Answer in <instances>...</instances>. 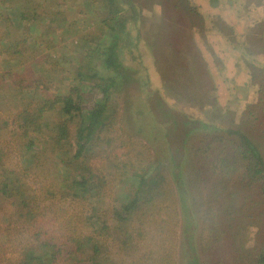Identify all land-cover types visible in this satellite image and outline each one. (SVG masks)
Listing matches in <instances>:
<instances>
[{"label": "rangeland", "instance_id": "obj_1", "mask_svg": "<svg viewBox=\"0 0 264 264\" xmlns=\"http://www.w3.org/2000/svg\"><path fill=\"white\" fill-rule=\"evenodd\" d=\"M89 1L93 2L90 6ZM132 1L140 10L139 25L133 10L126 8L123 18L129 24L127 38H131L132 46L131 49L125 46L128 50L124 49L119 58L123 80L104 69L98 56L100 43L107 46L114 41L122 46L125 42L119 33L118 39L113 40L109 29L102 24L107 12L101 0H48L40 11L48 16L53 10L60 16L53 22L45 16L34 33L29 26L25 30L16 26L6 30L3 22L6 15L0 18L2 169H21L17 138L12 133L17 130L21 116L35 114L44 102L46 110L53 109L45 112L42 122H49L60 133L64 138L63 148L73 156L74 151L66 140L68 127L63 125L68 118L61 113L64 100L80 94L84 105L90 107L102 99L105 80L114 76L119 85L118 91L111 94L109 107L116 111L113 116L116 125L103 135L105 142L96 145L89 162L83 164L105 180L99 206L107 210L121 203L124 195L132 198L138 187L136 176L143 170L149 172L153 163L160 162V167L170 174L167 188L175 189L171 175L174 162L170 148L173 147L168 144L163 128L168 124L174 128L177 123L178 130L170 138L179 132L182 136L176 140L178 143L171 142L178 147L175 158L187 153L183 159L177 157L182 159L186 179L188 204L183 210L194 204L192 211L198 229L197 240L192 241L200 263L256 264L264 256V194L256 188L258 182L250 185L251 189L255 188L253 191L245 192L240 184L244 172H234L236 163L222 164L220 158L227 152L232 155L231 162L240 159L225 144L226 140L238 143L240 135L246 136L264 158V0ZM8 6L15 7L17 3ZM2 7L0 14H5ZM32 39L40 46L33 48ZM16 41L19 47L8 52L6 42ZM135 52V60L129 58ZM11 60L18 63L11 66ZM98 71L95 80L78 79L82 72L96 76ZM156 98H162L165 104L184 115V121L158 110L151 114V102L160 101ZM188 119L221 130L197 129L183 144ZM70 126L74 128L75 124ZM44 133L53 135L49 130ZM50 141L42 145V154L44 158L54 159L51 144L57 143ZM218 148L220 156L216 153ZM215 156L220 157L217 162ZM50 168L54 177V182L49 179L51 183L58 188L72 185V172L65 179L61 167ZM25 182L30 189L46 185L44 178L35 174ZM172 197L154 204L145 226L147 237L138 241V247L134 244L128 250L111 248L110 256L115 264H188L184 250L188 241L180 221L182 211ZM55 208L71 214L78 212L73 202L55 204ZM55 208L48 211L41 231L52 234L63 230V221L68 216L57 221L58 216L51 213ZM41 209L45 210L46 205ZM16 215L12 201L0 198V264H18V259L35 244L36 229L28 228ZM209 217L213 221L208 222ZM211 226L221 228L224 235L215 247L207 248L209 242L203 230ZM90 254L93 255L91 251ZM81 262L82 259H76L77 264Z\"/></svg>", "mask_w": 264, "mask_h": 264}, {"label": "trees", "instance_id": "obj_2", "mask_svg": "<svg viewBox=\"0 0 264 264\" xmlns=\"http://www.w3.org/2000/svg\"><path fill=\"white\" fill-rule=\"evenodd\" d=\"M14 2L17 3V6H8V4ZM47 2L48 0H0V5L3 6V12L5 13L0 14V18H3L4 15L7 16V18L6 16L3 18L6 30H9L10 26H16L20 30H25L29 26L34 33L38 31V24L47 16L40 11ZM101 2L107 12V16L101 20L102 24L109 29V34L114 37L113 40L118 39L117 35L119 33L122 38H125V42L122 46L114 41L108 43L107 46H101L100 43L98 56L102 58L104 69L114 72L118 78L121 77L123 80L122 65L119 62V58L120 55H123L124 49H131L132 46L130 45L131 38H127L130 30L128 21L123 18V11L126 8L133 10L135 22L138 26L140 10L132 0H101ZM92 4L93 2H88V6ZM57 16H60V14L51 10L47 17H50V22H53ZM140 42L141 39L136 44V51L139 50L138 45ZM19 45L18 41L6 42L5 47L10 52L12 49L19 47ZM31 45L33 48L40 46L34 39H32ZM15 53H21V51H16ZM136 54L137 52L133 53V57L129 56V58L135 60L134 55ZM17 63L18 60H11L9 62V64H12L11 66ZM95 75L89 76L85 72H82L79 74L80 78L78 77V79L83 81L87 77L89 80H95L99 77V71ZM104 83L105 85L101 89L102 99L96 104L90 107L84 105L83 96L78 94L76 98L74 96L67 97L61 106V113L68 118L63 125L65 128L68 127V129H65L66 140L69 142L68 145L71 146V150L74 151L73 156L71 155L72 152L63 148L62 143L64 142V138L60 137V133L56 129L53 130L49 122H42L45 112L53 109L52 107L46 110L45 102L43 105H40L35 114L21 116L22 119L17 126V130L12 133L17 138L18 166L21 169L19 171H6L5 168L2 169L1 164L3 161L0 155V198L12 201V204L17 209L16 216L28 228L36 229L35 244L31 245L33 247L30 246L31 248H28L26 254H23L18 259V264H77L76 259H82V264H115L114 259L110 256L111 248L116 246L120 250H128L134 244L135 247H138V241L145 240L147 237L145 226L154 204L159 200L166 201L170 196H173L174 200L176 199L177 205L182 211L180 221L182 231L186 235L185 240L188 241L184 248L188 254L186 261L188 264H201L200 258L195 251L194 241H192L197 240L195 238V231L198 229L197 224L195 225L196 220H194L195 217L192 211L194 204L187 211L183 210L188 203L187 189L185 188L186 179L181 161L183 156L184 158L187 156V153L185 152L181 156H177L182 159L175 158L174 154L178 153V147L171 142L178 143L176 140L182 136H180L179 132L170 138L171 133L173 134L174 130H178L177 123V125L174 124V128L169 127V124L163 128L164 133H167L166 140L168 144L173 147L170 148L172 149L171 156L174 162L173 174L171 175L175 182V189L167 188L170 174L160 167V162L158 164L153 163L149 172L143 170L142 174L136 176L138 177V187L132 198L124 195L125 199L121 203L107 210L99 206L105 180L97 171L95 172L83 164L84 162H89L92 149L96 145L101 144V142H105L103 135L109 134L113 129V124L116 125L115 120H113L116 111L110 110L109 100L112 92L118 91L117 86L119 82L116 77L112 76L108 77ZM76 100H78V103H75ZM156 100L160 101L151 102V114L153 112L157 113L158 110L162 114L166 112L168 116L179 117L177 119L179 121L185 118L184 115L182 116L168 104H165L162 98H156ZM75 118L78 120L75 121ZM71 123L75 124L74 128L70 126ZM185 126L186 129L183 128L185 135L181 140L183 144L190 138V133L197 129H201L202 132L215 131L214 129L221 130L217 126L193 119L185 121ZM44 130H49L53 135L45 134ZM239 139L238 143L233 140H229V142L226 140L225 144L231 150L233 156L240 157L238 160L240 164L238 161L231 162L232 155L227 152L222 158L215 156V162L220 158L222 164L223 162H227V164L236 163L237 166L234 168V172H244V176L240 182L244 187V191H253L255 188L251 189V186L258 182L259 185L256 188H259L261 194H264V158L258 148L246 136L240 135ZM50 140H55L57 143V145L51 144L55 160L51 157L44 158L42 154V145L51 143ZM228 148L224 150L227 151ZM219 150L220 148L217 149L216 153H219ZM50 166H54L56 169L61 167L62 176L65 179L72 172V185L63 184L58 188L55 183H51L49 179L54 182V177L50 171ZM65 167L67 169L68 167L71 168L65 170ZM33 174L42 176L46 181V185L40 189L32 187L30 189L25 179ZM246 200L248 201L250 198L247 197ZM65 202H73L78 207V212L71 214L68 211L61 212L60 209L56 210L55 204ZM192 202H194V199ZM43 205H46L45 210L41 209ZM54 208V212L51 213L58 216L57 221L61 217L68 216L63 221V230H58L52 234L46 230L41 231L40 229L43 227L41 223L48 217V211ZM208 219V222L213 221L211 217ZM77 226L81 228H77ZM83 228L87 230L85 232L78 231ZM87 232L90 233L86 234ZM203 233H206L209 242L207 248L215 247L216 242L224 235V231L221 228H214L212 226L206 227ZM90 251L93 255L90 254ZM69 258L70 260H68ZM131 264L135 263L132 262ZM256 264H264V256H260Z\"/></svg>", "mask_w": 264, "mask_h": 264}]
</instances>
